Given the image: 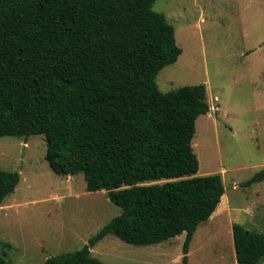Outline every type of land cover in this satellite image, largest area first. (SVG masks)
Segmentation results:
<instances>
[{"label": "trees", "instance_id": "1", "mask_svg": "<svg viewBox=\"0 0 264 264\" xmlns=\"http://www.w3.org/2000/svg\"><path fill=\"white\" fill-rule=\"evenodd\" d=\"M157 0H0V136L44 134L60 175L83 172L121 213L83 247L43 264H103L91 247L109 234L134 245L185 233L217 210L221 173L197 175L196 121L205 83L162 91L159 72L182 54ZM0 168V206L19 184ZM264 180V169L244 185ZM239 264L264 257V234L233 224ZM0 264H12L0 256Z\"/></svg>", "mask_w": 264, "mask_h": 264}, {"label": "rangeland", "instance_id": "2", "mask_svg": "<svg viewBox=\"0 0 264 264\" xmlns=\"http://www.w3.org/2000/svg\"><path fill=\"white\" fill-rule=\"evenodd\" d=\"M174 25L178 60L157 75L166 92L205 83L210 112L196 121L197 175L221 173L225 194L197 228L189 264H239L233 224L264 234V0H157ZM44 134L0 136V168L19 171L0 206V256L12 264H43L73 251L121 208L106 190H87L85 174L60 175L46 159ZM185 233L134 245L109 234L91 248L103 264H182ZM257 264H264V257Z\"/></svg>", "mask_w": 264, "mask_h": 264}, {"label": "water", "instance_id": "3", "mask_svg": "<svg viewBox=\"0 0 264 264\" xmlns=\"http://www.w3.org/2000/svg\"><path fill=\"white\" fill-rule=\"evenodd\" d=\"M92 248V247H91Z\"/></svg>", "mask_w": 264, "mask_h": 264}]
</instances>
